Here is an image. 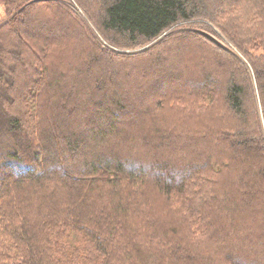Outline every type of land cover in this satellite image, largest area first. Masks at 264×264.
Segmentation results:
<instances>
[{
	"label": "trees",
	"instance_id": "obj_1",
	"mask_svg": "<svg viewBox=\"0 0 264 264\" xmlns=\"http://www.w3.org/2000/svg\"><path fill=\"white\" fill-rule=\"evenodd\" d=\"M73 1L0 0V264H264V0Z\"/></svg>",
	"mask_w": 264,
	"mask_h": 264
},
{
	"label": "rangeland",
	"instance_id": "obj_2",
	"mask_svg": "<svg viewBox=\"0 0 264 264\" xmlns=\"http://www.w3.org/2000/svg\"><path fill=\"white\" fill-rule=\"evenodd\" d=\"M70 1V4H71V6H72V8L73 9H75L76 11H77V13L79 14V15H81V17L83 18L84 16H83V13H82V11L80 10V8L76 5V3H75V1H73V0H69ZM92 14L94 15V11L92 10ZM6 18V14H5V10H4V8H3V6L0 4V21H2V20H4ZM85 18V17H84ZM205 24H207L209 27H211V30L215 33V35L216 36H212V34L210 35V36H212L214 39L216 38V39H221L223 42V44H225V45H227V47L228 48H230L232 51H234V52H237L228 42H227V40L221 35V33L213 26V25H211L210 23H208V22H205ZM62 27H65L64 25H62ZM93 32L95 33V36L97 37V39L98 40H100V38H99V36H98V34L93 30ZM104 45V44H103ZM143 48V47H142ZM142 48H139V49H142ZM139 49H136V50H132V51H139ZM239 54V53H238ZM239 56L240 57H242L240 54H239ZM244 61V60H243ZM113 62H110V65H108V68H104L105 69V71H107V70H110V69H113V68H115V67H113ZM248 72L251 74V71H250V68L248 67ZM252 75V74H251ZM101 77V76H100ZM99 77V78H100ZM127 90H128V88H127ZM126 90V91H127ZM131 91V93H132V90H130ZM128 92H129V90H128ZM133 94V93H132ZM236 168V167H235ZM235 168H234V170H235ZM234 170L233 169H231L230 170V172L229 173H233L234 172Z\"/></svg>",
	"mask_w": 264,
	"mask_h": 264
}]
</instances>
